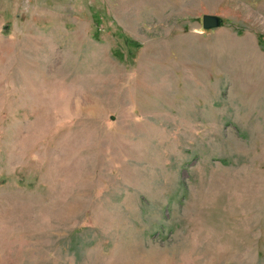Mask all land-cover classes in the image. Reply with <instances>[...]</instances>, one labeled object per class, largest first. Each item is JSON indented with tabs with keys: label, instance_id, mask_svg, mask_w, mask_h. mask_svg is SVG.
<instances>
[{
	"label": "rangeland",
	"instance_id": "obj_1",
	"mask_svg": "<svg viewBox=\"0 0 264 264\" xmlns=\"http://www.w3.org/2000/svg\"><path fill=\"white\" fill-rule=\"evenodd\" d=\"M0 264H264V0H0Z\"/></svg>",
	"mask_w": 264,
	"mask_h": 264
},
{
	"label": "water",
	"instance_id": "obj_2",
	"mask_svg": "<svg viewBox=\"0 0 264 264\" xmlns=\"http://www.w3.org/2000/svg\"><path fill=\"white\" fill-rule=\"evenodd\" d=\"M223 25V18L216 14H205L203 16V27L205 30L221 27Z\"/></svg>",
	"mask_w": 264,
	"mask_h": 264
}]
</instances>
